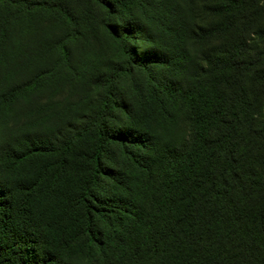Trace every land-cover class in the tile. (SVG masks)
I'll return each mask as SVG.
<instances>
[{
  "label": "trees",
  "instance_id": "obj_1",
  "mask_svg": "<svg viewBox=\"0 0 264 264\" xmlns=\"http://www.w3.org/2000/svg\"><path fill=\"white\" fill-rule=\"evenodd\" d=\"M250 2L0 0V264H264Z\"/></svg>",
  "mask_w": 264,
  "mask_h": 264
},
{
  "label": "rangeland",
  "instance_id": "obj_2",
  "mask_svg": "<svg viewBox=\"0 0 264 264\" xmlns=\"http://www.w3.org/2000/svg\"><path fill=\"white\" fill-rule=\"evenodd\" d=\"M247 9H250L251 15L247 19V32L244 33V37L248 42L257 45L259 51H264V0H252ZM199 48L196 46L194 49Z\"/></svg>",
  "mask_w": 264,
  "mask_h": 264
}]
</instances>
